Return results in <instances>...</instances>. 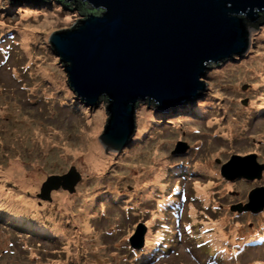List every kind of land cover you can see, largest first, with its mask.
<instances>
[{"label":"rangeland","instance_id":"1","mask_svg":"<svg viewBox=\"0 0 264 264\" xmlns=\"http://www.w3.org/2000/svg\"><path fill=\"white\" fill-rule=\"evenodd\" d=\"M50 2L39 0L25 12H14L0 2V37L14 33L13 44L18 45L14 52L6 55L7 65L3 69L0 67V187L4 189V192L0 189V223L27 232L15 236L11 235L12 230L0 227V264H124L120 261L124 262L131 253L122 258L114 247L129 246L140 225L146 223L149 228L153 224L151 219L145 221L147 204L140 198L148 193L141 183H135L137 178L152 173L146 167L156 171L148 177L153 179L157 174L162 176L166 170L178 169L179 165L186 170L190 167L194 174L196 165H203L205 169L208 166L217 177L196 179L194 190L204 207H221L215 224H222L221 228L230 235L231 241L244 238L251 242V235L262 234L260 226L264 224V213L256 216L252 224L243 218L242 226L236 219L239 214H232L230 208H236L240 203L247 205L250 192L254 188H264V36L248 53L240 69L209 66L205 77L200 79L205 89L192 102L154 115L135 111L134 131L128 145L120 151L121 155L109 148L102 155V162L107 164L100 172L91 170L90 161L83 156L89 141L84 138L92 120L61 102L52 74L37 49L45 36L82 20L83 12L76 5L55 4L46 10L44 7ZM17 52L26 60L16 62ZM12 104L17 105L14 108V113L19 115L17 119L8 114ZM23 114L32 126L38 124L40 130H29ZM141 119L147 122L142 132L138 130ZM220 121L223 124L213 129ZM224 125H228V130L220 129ZM182 149L192 150L194 159L185 154L186 151L174 157L176 151ZM155 155L157 160L152 161ZM233 157L241 160L232 161L230 175L233 179L226 180L214 163L217 161L220 166ZM185 160H198V163L194 166L188 165L192 163L190 161L177 164ZM11 164L15 168L8 171ZM136 168L142 171L132 174ZM259 169L261 177L254 179L258 177L255 174L258 175ZM71 170L74 175L69 176ZM54 174L70 177L69 185H74L72 193L58 185L48 189L46 201L38 199L43 194V185L54 179ZM76 175L80 176L78 181H74ZM247 177L254 182H245ZM228 182L233 183V187L226 190ZM92 184L96 190L85 191ZM69 185L66 183L65 186L68 188ZM212 185H216L212 195L201 192ZM116 186L114 190L112 187ZM22 193L32 196L33 200ZM58 195H64L65 201ZM136 195L140 196L135 198ZM113 205V210H109ZM124 209L136 215L128 214ZM77 213L85 214L88 219L76 216ZM63 214L73 216L67 218ZM100 215L103 218H98ZM82 221L88 224L87 228ZM211 227L213 229V225ZM43 230L55 232L60 243L42 245L25 235L33 234L38 239ZM212 235L219 236L214 230ZM151 238L152 231H149V241ZM193 242L190 240L192 248L195 247ZM185 247L190 246L183 245L180 254L164 264H264V246L250 249L254 248L252 243H240V250H231L237 260L227 263L209 260L203 263L206 257L202 262H196ZM148 248L146 246L145 251ZM241 249L247 250L243 253ZM193 250L196 256L198 252ZM153 257L154 254L150 259ZM135 263L141 264L139 259Z\"/></svg>","mask_w":264,"mask_h":264},{"label":"water","instance_id":"2","mask_svg":"<svg viewBox=\"0 0 264 264\" xmlns=\"http://www.w3.org/2000/svg\"><path fill=\"white\" fill-rule=\"evenodd\" d=\"M38 1L0 0L14 12H25ZM50 1L76 5L83 12L82 20L45 36L37 49L61 102L93 122L83 151L89 161L109 148L127 146L135 111L154 115L185 106L205 89L200 79L209 66L240 69L264 36V0ZM233 160L241 159L225 164L221 176L226 180L233 179ZM259 170L254 179L261 177ZM53 178L43 185L40 199L46 201L48 189L58 185L72 193L68 175ZM248 200L235 210L262 211L264 188L254 189ZM144 234L139 226L130 246H142Z\"/></svg>","mask_w":264,"mask_h":264},{"label":"bare ground","instance_id":"3","mask_svg":"<svg viewBox=\"0 0 264 264\" xmlns=\"http://www.w3.org/2000/svg\"><path fill=\"white\" fill-rule=\"evenodd\" d=\"M57 5V6H59V4H57V3H55V2H50V5H48V6H46V7H44L46 10L49 8H52V6H54V5ZM63 6V5H62ZM24 40H27V38L26 37H24ZM28 40H29V38H28ZM24 44H27V43H24ZM15 46H18V45H15ZM11 47H13V46H11ZM3 53H5V54H8V53H10V52H3ZM255 71H257L256 69H254ZM263 71H264V69H263ZM53 78V77H52ZM190 102H192V101H190ZM256 103V102H255ZM261 105L262 104H260L258 107L260 108L261 107ZM10 108H11V112L10 113H8V114H10L11 115V118L12 119H17L18 117H19V115L17 114V113H14V108L15 107H17V105L16 104H12L11 106H9ZM165 112H167V110L165 111ZM23 117H24V121H26L27 122V128L29 129V130H31V131H33V132H37V131H39L40 129L38 128V124H36V126H32V124H31V122H29L28 121V117L25 115V114H23L22 115ZM180 120V119H179ZM139 131L140 132H142V130H143V128L146 126V119H141V120H139ZM220 123H222L223 124V122L222 121H220V122H218L217 124H215L214 126H213V129H215ZM229 125V124H228ZM228 125L225 127V125L223 126V128H220L222 131H225V129H227L228 130ZM219 128V127H218ZM92 132H93V122L92 123H90V129L87 131V135H85V141L87 140H89L90 139V136H91V134H92ZM218 132V131H217ZM221 135H223V134H221ZM226 134H224L223 136H225ZM50 137V136H49ZM128 145V144H127ZM82 147V146H81ZM121 150H117L116 151V154H118V155H121V152H120ZM186 151V152H185ZM185 151H183V152H181V153H177V154H175L174 155V157H176L177 155H180V154H182V153H184L185 152V154H188L189 156H191V152H192V150H185ZM184 154V155H185ZM193 159H194V157L193 156H191ZM188 159H189V157H188ZM152 161H154V160H152ZM172 161L173 160H171V162L169 161V165H171V163H172ZM188 161H191L192 163H187ZM185 160V162L184 161H179L177 164H188V165H190V166H194L196 163H194L195 162V160ZM151 163V162H150ZM106 162H102V155L99 157V158H97L96 160H93V161H90V163H89V165H90V169L91 170H103V167H105L106 166ZM187 165V166H188ZM214 166L215 167H219V169H217L218 171H219V173H221L222 171H223V169H224V167H226L225 166V164L224 165H220L219 166V163L216 161V163H214ZM94 167V168H93ZM180 169H181V174L180 175H178V173H179V169H171L173 172H175L179 177H181L182 178V180H180V181H182V182H185V181H190V180H192L193 178H186L187 177V175H188V173H192L191 171H190V167H189V169L188 170H186V168L184 167V166H178ZM15 168V165H13V164H11L10 166H9V169H8V171H11V170H13ZM143 169H145V168H143ZM146 169L147 170H150L152 173H150V175L151 174H153V173H155L156 171L154 170L153 171V168L152 167H146ZM183 170H186V171H183ZM210 170V168L209 167H207V169H205L204 167H203V165H196L194 168H193V171L196 173V177L193 179V180H195V179H199V178H201V179H207V180H209V179H213V178H216L217 177V174L216 173H214V172H210L209 171ZM140 171H142V169L140 168V170H139V168H136V169H133V171H132V174L133 173H139ZM19 174L21 175V173L19 172ZM131 175V174H130ZM150 175H148V176H141L140 178H137V179H139L138 181H134L136 184H138V183H141L143 186H142V188L143 189H145V192H147V193H150V194H154L155 192H158V189H155L156 188V186H157V184L158 185H160L159 187H160V189H163L164 188V185H163V183H162V180H164L162 177H164V176H166V175H169V171L168 170H166L165 172H163V175L162 176H160L159 174H157V175H155V177L153 178V179H149L148 177L150 176ZM221 175V174H220ZM129 179V178H128ZM129 180H131V179H129ZM151 182H153V183H156V184H152ZM170 184V183H169ZM168 184V185H169ZM227 185H226V190L227 189H229V188H231V187H233V183H231V182H228V183H226ZM161 185H163V186H161ZM114 190H116L117 189V186L116 187H112ZM204 188H207V187H204ZM0 189L4 192V189H3V187H0ZM94 190L95 189V185L94 184H92V187H87L86 189H85V191H89V190ZM155 189V190H154ZM96 190V189H95ZM164 190H165V188H164ZM164 190H163V193H164ZM151 191H153V192H151ZM166 191H167V188H166ZM96 192H94V194H95ZM191 193H193V191L191 192ZM93 194V195H94ZM180 194V193H179ZM22 195L25 197V198H27V199H31V200H33V198H32V196H30V195H28V194H26V193H22ZM59 196V195H58ZM140 195H136V196H134L135 198H138ZM61 197H64V201H65V196L64 195H60L58 198H60L61 199ZM148 197V196H147ZM141 199L142 198H144V197H140ZM40 199V198H39ZM34 201H36L35 199H34ZM34 201H32V204L34 203ZM229 202H230V200H228ZM232 201L233 202H235L236 200L235 199H232ZM24 202V201H23ZM89 202H91V201H89ZM199 202V204L197 203V205H198V207L200 208V209H202L203 211H210V209H211V207L210 206H206V207H204L201 203L202 202H200V201H198ZM164 203L165 202H163V203H161V205H164ZM175 203V202H174ZM60 206H62V205H60ZM149 206V204H147L146 205V207H148ZM189 206V208H188V215L190 214L191 215V213L193 212V210H194V207H193V205H188ZM86 207L88 208V204L86 205ZM85 209V208H84ZM122 209V208H121ZM127 209V208H126ZM89 210V209H88ZM123 210V209H122ZM55 211V210H54ZM124 211H126V212H128L127 210H125L124 209ZM264 211V207H263V209H262V213H264L263 212ZM56 212V211H55ZM104 212V211H103ZM234 212H237L239 215H241L242 217H244L245 219H246V221H249V223H251V222H253V219H254V214H252V215H247L243 210H241V212H238V211H233L232 212V214H234ZM56 213H58V212H56ZM150 213L154 216L155 215V210H154V207L153 206H151V210H150ZM128 214H133V215H136L135 213H133V212H128ZM76 216L78 215V217H82V218H87L88 219V217H85L84 215L85 214H81V213H77V214H75ZM103 215V214H102ZM102 215H100L98 218H100ZM63 216H65V217H67V218H70L71 216H73L72 214L71 215H64L63 214ZM81 218V219H82ZM94 218H96V216L94 215ZM155 220V218H153V220H152V223H153V221ZM83 222V225H84V227L85 228H87L88 227V224L85 222V221H82ZM252 224V223H251ZM12 228L14 229V230H16V231H19L16 227H14V226H12ZM148 230H150V231H154L152 228H151V225L149 226V228H148ZM257 230V229H256ZM255 230V231H256ZM254 231V232H255ZM216 232H217V230H216ZM205 233H208V231H206L205 230ZM194 234H202V235H204L201 231H200V229H197V230H195L194 231ZM30 236H33V237H35L34 235H32V234H29ZM148 236H149V233H148V235H147V238H146V240H145V242H147V244H146V246H149L150 245V241H149V239H148ZM215 235H210V236H208L207 237V239H208V241H209V243H213L212 241H216V242H218L219 240L217 239V238H219L218 236H215L216 238H213ZM38 239L41 241V242H49V243H53V244H59L60 242L58 241V239H57V237H56V234H55V232H53V234H52V232H50V231H46V230H43L42 232H41V234L38 236ZM220 239V238H219ZM49 240V241H48ZM257 240V239H256ZM223 241V240H222ZM252 241H255V240H252ZM251 241V242H252ZM251 242H248L246 239H244L243 238V242H242V244H244V245H250L251 244ZM64 244H65V242H64ZM218 244H220V242L218 243ZM199 245V244H198ZM145 246V247H146ZM189 246L191 247V245H190V243H189ZM195 246V245H194ZM264 246V245H263ZM262 246V247H263ZM200 247V246H199ZM230 248H229V250L230 249H233V250H235V251H238V250H240V244H238V245H231V246H229ZM193 248H195L196 250H197V252H198V254L196 255V259H197V261H201V260H203L204 258L202 257V252H201V250L200 249H198L196 246L195 247H193ZM136 249L137 250H141L140 252H141V254L142 255H148V253L147 252H144V249H142V246H140V245H137L136 246ZM193 252V255L195 256V250H193L192 251ZM159 253V252H158ZM166 254V253H165ZM165 254H163V255H165ZM136 255H137V253L135 254V253H133V255H132V264H136L135 262H137V260H135V262H133L134 261V258L136 257ZM163 255H160V254H158V256L159 257H162ZM141 261H146L145 259H141ZM207 261L208 260H205L203 263H207ZM202 262V261H201ZM209 264V263H208Z\"/></svg>","mask_w":264,"mask_h":264},{"label":"trees","instance_id":"4","mask_svg":"<svg viewBox=\"0 0 264 264\" xmlns=\"http://www.w3.org/2000/svg\"><path fill=\"white\" fill-rule=\"evenodd\" d=\"M86 6V5H85ZM261 17L263 16V19H264V14L263 15H260ZM262 21H264V20H262ZM260 23H262V22H260ZM12 34H14V33H12ZM5 34H3V35H1L2 37L1 38H5V37H3ZM6 36V35H5ZM11 43L13 44V41H11ZM13 47H16L14 44H13ZM14 60L16 61V62H19V61H25L26 59H25V57L21 54V53H19V52H17L16 54H15V57H14ZM157 160V156L155 155L154 156V159L153 160ZM24 161V160H23ZM191 162V161H190ZM194 163H198V160H195V162ZM222 165H224V164H222ZM208 167V166H207ZM104 168V167H103ZM100 172H101V170H100ZM64 175H66V174H64ZM64 175H58V174H54V175H52V177H62V176H64ZM191 176V178H195L196 177V174H191L190 175ZM196 180V179H195ZM194 180V181H195ZM191 182V181H190ZM195 187H194V183H193V179H192V182H191V184H189L188 186H187V190L189 191H193V195H196V193H195ZM214 189H216V185H212L211 186V188L208 190L207 188H205L204 190H201V192L202 193H204V195H207L208 193L209 194H211L212 195V193H213V190ZM215 200H218L217 199V197L215 196H212ZM113 208H114V205L113 206H111V207H109L108 209L109 210H113ZM123 211V210H122ZM196 212H197V215L199 216V219L200 220H204L205 222H209L210 223V221H213V222H215L214 221V219H215V217H218V212H222L221 211V207H218V208H212V209H210V211H203L202 209H200L199 207H198V209L196 208ZM50 215V214H49ZM219 229H221V228H219ZM49 241V240H48ZM45 243H48V242H45ZM114 250H115V252H117L118 253V255H120L121 257H122V255H126L127 253H131V255L129 254L128 255V257L126 258V259H124L125 261L124 262H122V261H120L121 263H124V264H127L128 263V261L129 260H131V258H132V255H133V252L131 251V249L129 248V246L127 245V246H124V247H122L121 249H118V246L116 245L115 247H114ZM123 258V257H122ZM89 264V263H88Z\"/></svg>","mask_w":264,"mask_h":264}]
</instances>
